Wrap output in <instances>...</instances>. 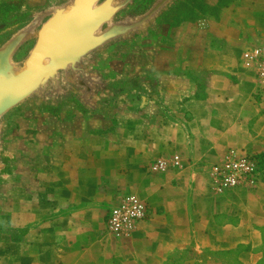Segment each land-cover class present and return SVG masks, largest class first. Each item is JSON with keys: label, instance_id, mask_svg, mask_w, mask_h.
Listing matches in <instances>:
<instances>
[{"label": "crops", "instance_id": "0c3cea01", "mask_svg": "<svg viewBox=\"0 0 264 264\" xmlns=\"http://www.w3.org/2000/svg\"><path fill=\"white\" fill-rule=\"evenodd\" d=\"M263 42L264 0H231L178 24L162 48L161 93L142 99L147 114L127 141L93 146L81 133L54 144L48 179L24 177L17 216L8 215L20 233L0 234V264H264V183L217 196L204 171L229 148L264 155V94L242 61ZM174 154L179 168L146 171ZM117 191L151 209L125 239L104 231Z\"/></svg>", "mask_w": 264, "mask_h": 264}, {"label": "rangeland", "instance_id": "374dc122", "mask_svg": "<svg viewBox=\"0 0 264 264\" xmlns=\"http://www.w3.org/2000/svg\"><path fill=\"white\" fill-rule=\"evenodd\" d=\"M71 1L0 3V49L25 33L11 58L17 69L24 68L44 23ZM123 1L113 0L116 4ZM210 1L214 0H131L97 34L113 25H128L149 16L125 34L90 51L74 66L57 71L0 116V234L8 232L18 238L19 230L8 227L13 221L8 215L17 216L24 177L34 178L38 172L39 178L48 179L46 159L55 153V143L81 137V133H86L93 146L102 141L119 144L130 138L131 130L147 114L143 113L142 99L161 93V87H157L162 84L166 72L162 67L167 61L162 55L163 44L181 22L215 14ZM98 153L104 155L106 151L98 149ZM44 188L49 189L48 182ZM109 206L110 202L106 210ZM3 237L0 235V239Z\"/></svg>", "mask_w": 264, "mask_h": 264}, {"label": "water", "instance_id": "95a60500", "mask_svg": "<svg viewBox=\"0 0 264 264\" xmlns=\"http://www.w3.org/2000/svg\"><path fill=\"white\" fill-rule=\"evenodd\" d=\"M129 2L131 0L120 4L113 0H72L67 9L55 10L39 30L36 44L22 69H17L11 58L24 41L25 33L11 39L0 49V116L34 93L57 71L74 66L84 55L125 34L149 16L140 22L113 25L97 34Z\"/></svg>", "mask_w": 264, "mask_h": 264}, {"label": "built area", "instance_id": "2783aa9c", "mask_svg": "<svg viewBox=\"0 0 264 264\" xmlns=\"http://www.w3.org/2000/svg\"><path fill=\"white\" fill-rule=\"evenodd\" d=\"M242 61L252 66L255 79L264 94V42L247 48ZM181 166L179 155L157 157L146 169L159 175ZM207 190L221 196L237 190L252 191L264 183V155L244 149L229 148L222 157L205 165ZM148 204L133 191H117L104 215V231L117 239L127 238L137 223L147 220Z\"/></svg>", "mask_w": 264, "mask_h": 264}, {"label": "trees", "instance_id": "16d2710c", "mask_svg": "<svg viewBox=\"0 0 264 264\" xmlns=\"http://www.w3.org/2000/svg\"><path fill=\"white\" fill-rule=\"evenodd\" d=\"M230 1L231 0H229L228 2L223 3L222 0H218L217 6L215 7L216 8V12H218L220 8L227 6Z\"/></svg>", "mask_w": 264, "mask_h": 264}, {"label": "bare ground", "instance_id": "6f19581e", "mask_svg": "<svg viewBox=\"0 0 264 264\" xmlns=\"http://www.w3.org/2000/svg\"><path fill=\"white\" fill-rule=\"evenodd\" d=\"M68 8V5L67 6H65V8L64 9H67Z\"/></svg>", "mask_w": 264, "mask_h": 264}]
</instances>
